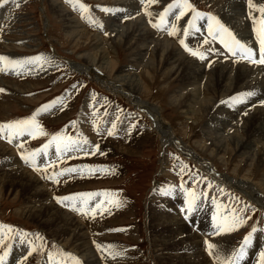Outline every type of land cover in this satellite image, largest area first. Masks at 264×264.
I'll return each instance as SVG.
<instances>
[{"label":"rangeland","instance_id":"374dc122","mask_svg":"<svg viewBox=\"0 0 264 264\" xmlns=\"http://www.w3.org/2000/svg\"><path fill=\"white\" fill-rule=\"evenodd\" d=\"M73 2L75 8L66 0H6L0 4V57L7 58L0 61V89H3L0 91V124L29 118L41 105L64 96L57 106L37 116V122L45 134L17 137L11 143L6 137H0V175L6 177L2 180L4 184L0 185V225L13 228L11 233H7V229L0 230L9 237L0 245V256L9 251V255L4 257V264H20L27 252L28 241L33 238L32 235L22 238L24 232L39 233L47 242L44 253L34 252L25 264H46L49 250L70 253L80 264H191L193 259L184 256L183 251L191 247L190 237L193 234L198 235V243L201 242L197 245L202 248L201 256L213 264V258L209 257L204 244L205 239L218 247L221 237L229 239L228 247L224 249L228 248L230 254L252 227L257 231L245 249L241 262L257 264L259 253L264 251V205L244 195L237 187L226 186L227 183L217 177L243 179L245 183L250 181L252 187L264 193V165L259 160L264 156V140L250 145L256 157L253 163L244 160L237 148L238 141H245L253 128L246 113L258 105L245 96L247 92L234 96L230 93L226 97L219 91L213 92L212 80L216 79V75L212 69L222 62L235 64V69L245 63L254 69L259 77L255 84L264 92V81L261 82L264 79V64L208 53L209 45L198 43V40H202L199 33L196 37L185 38L183 26L190 12L176 22L179 31L175 36H169L166 29L157 31L149 23L150 17L145 12L151 13V18L155 19L172 0H156L154 4H148L147 0L144 4L141 0ZM190 2L199 11L215 15L238 38L248 39L246 44L254 48L258 58V45L251 31L252 22L247 17L246 0ZM253 2L264 4V0ZM81 3L86 6L83 12ZM104 8L112 11L105 13ZM235 17L246 21V32H241L242 28L236 26ZM89 18L93 21L91 24ZM168 19L172 21L174 16L170 15ZM129 28H135L132 34L137 35V39L143 35L145 40L126 44ZM181 38L194 50L205 51L206 60L186 52L178 42ZM211 47L217 49L218 53L223 52L218 42ZM175 48L202 67L200 73L204 80L192 84L181 74L170 72L172 64L165 63L164 55ZM136 51H140V58ZM162 55L164 57L160 59ZM37 56L41 57V62L35 65L30 63ZM94 64L97 70L93 68L89 73L79 69L82 67L86 70ZM98 66L103 67V72L99 71ZM127 75L132 80H138L136 90L138 88L139 91L133 90V97L126 84L117 82ZM103 82L107 85L104 86ZM73 85H76V89H73ZM111 85H116L120 94L110 91ZM207 85L208 89L205 88ZM193 89L199 90L193 93ZM262 95H254V98L264 101ZM232 97L236 98L235 102L230 99ZM136 102L156 108L169 131L174 133L175 141L163 144L152 119L137 108ZM90 104L94 106L90 108ZM218 105L221 107L217 108ZM245 108H248L246 112ZM227 114L233 115L229 121L232 125L224 128L220 123L224 122ZM72 121H77L75 126L71 124ZM93 121H96L99 133L94 129ZM113 121H116L117 127L109 136L107 130ZM58 131H64L73 138H79L77 133L82 134L89 142L83 147L90 154L85 156L83 152H70L68 157L71 158H61L46 171L51 173L63 167L93 166L98 169L94 174L87 171L83 174H65L58 178L57 183H53L21 159L22 152L27 154L40 149L50 139L49 134ZM96 145H99V151H93ZM218 146L224 148L225 152L217 155ZM49 159H55L54 145L49 150ZM197 160L210 167L217 177L207 169L204 171ZM38 162L43 163L44 157L40 156ZM16 171L30 181L39 183L47 201L33 197L26 188L15 184L18 181L14 175ZM182 182L185 187L193 189L202 201L200 210L189 220L180 212L184 200L179 191ZM209 183L212 185L210 188ZM170 186L176 189L174 195L166 194L170 193ZM82 192L100 193V196L92 198L93 202L105 199L103 194L108 193L119 200V206L108 205L110 214L97 213L93 217L90 213L84 215L73 211L55 199L56 196ZM213 197L220 206L219 212H223L225 207L235 209L245 217L246 223L231 233L207 235L211 231L212 215L218 211L212 202ZM245 204L249 207L245 208ZM241 209L244 211L241 212ZM176 219L186 225L188 237L174 232ZM70 227L74 231L69 234L67 229ZM96 243L104 245L105 250L98 251ZM109 245L113 247L108 248ZM116 252L122 254L114 256ZM57 258L61 264L65 260L71 264L68 257Z\"/></svg>","mask_w":264,"mask_h":264},{"label":"snow or ice","instance_id":"6c2138e0","mask_svg":"<svg viewBox=\"0 0 264 264\" xmlns=\"http://www.w3.org/2000/svg\"><path fill=\"white\" fill-rule=\"evenodd\" d=\"M6 0H0V4H4ZM66 2L73 4L75 8V4L73 0H66ZM141 3L144 4L145 0H141ZM148 4L156 3V0H147ZM247 5V17L252 22L251 31L255 35V41L258 45V58L256 56V51L253 47H249L246 42L243 41L242 38H238L237 35L233 33V31L221 22L219 18H217L212 13H204L197 9L194 3L190 2V0H172V2L168 3L166 7H164L163 11L159 13V15L155 18H151V13L145 12L146 15L150 17L149 23L153 28L157 31L167 30V34L169 36H175L179 31L177 27L178 21L181 20L182 17L185 16L186 13L190 12L191 15L187 19L186 24L183 26V36L185 38L196 37V34L199 33L202 37V40H198V43H202L205 45H209L207 48L208 53H214L218 55H224L225 58L228 56L237 57L239 59H245L253 64H264V4H255L253 0H246ZM86 6L84 4H80V8L83 12V9ZM105 13H109L112 10L109 8L102 9ZM255 13H259L256 15ZM174 16V20L170 21L169 16ZM82 18L83 15H82ZM204 21L205 23H201ZM90 24L93 22L91 18L88 21ZM170 24V27H169ZM179 44L184 48L186 52H188L193 57H197L201 60H205L206 53L205 51L194 50L189 44H186L185 39H179ZM191 41H189L190 43ZM219 43L223 49L222 53H218L217 49L211 47L213 43ZM7 59L6 57H0V61H4ZM41 62V57L37 56L31 59L30 63L37 64ZM51 63V61H48ZM211 63V62H209ZM73 89H76V85L72 86ZM3 91V89H0ZM66 92L68 90H65ZM253 92L249 91L245 93L246 97H251ZM64 96H58L48 103H45L38 108L31 117L22 119V120H14L11 122L0 124V137H6L8 142L11 143L14 138L17 137H36L37 135L45 134V130L43 127L37 122V116L43 112L50 111L54 106H57L58 102L63 101ZM233 102L236 101L235 97L230 98ZM93 101H95V97H93ZM264 104V101H261ZM94 105L90 104L89 107H93ZM106 114V113H105ZM93 115H96L93 112ZM119 119V117H117ZM77 121H72L71 124L75 126ZM94 129L99 133V129L96 128V121H93ZM117 124L116 121L112 122L111 128L107 130V134L109 136L113 135L114 130L116 129ZM135 127V125H132ZM131 131V129L129 130ZM50 139L47 143L43 144L40 149H37L30 153H21V159L28 165H30L33 170L40 172L42 176H45L47 179L51 180L53 183L58 182V178L72 173H80L83 174L87 171L89 174H94L98 169L93 166H82L80 168L77 167H63L59 170H53L51 173H48L46 170L56 161L61 158H71L68 157V153L74 152L79 153L83 152L85 156L90 153L86 151L83 145L88 144V140L86 137H82V134L77 133L79 138H73L67 136L64 131H58L56 133L49 134ZM54 145L55 159H49V150ZM19 147H23V145H18ZM93 151H99V145H96ZM44 157V162L39 163V157ZM178 159V158H177ZM185 167H187L185 165ZM102 170V169H101ZM183 171V168L181 169ZM199 179H203L200 177ZM211 183L208 184L210 188ZM176 189L170 186V193H166L168 195H174ZM180 193L183 194L184 200L182 202V206L180 208V212L184 214V218L186 220L192 219L193 214L196 211L200 210V204L202 203L200 196L194 192L193 189L185 187L182 182L179 187ZM221 191H223L221 189ZM100 193H92V192H82V193H73L70 195L56 196L55 199L58 203H61L67 207H69L73 211H77L81 214L87 215L91 214L93 217L97 215V213L103 215L104 212L111 213V208L108 205L119 206V200L114 199L108 193H104L103 195L106 197L105 199L96 200L93 202V197L100 196ZM205 198L207 194H203ZM238 199V198H237ZM213 204L217 207L218 211L214 212L211 218V231L207 233V235L216 236L219 234L231 233L237 229L244 223H246L245 217L241 216L235 209H231L225 207L223 212H219L220 206L216 204V199L213 197ZM245 208L249 206L245 204ZM255 210V209H253ZM241 212L244 209L240 210ZM7 229V233H11L13 231L12 226L10 225H0V230ZM111 231H123V229H111ZM257 231L255 227H252V230L243 237V240L239 243V246L231 251L230 254L225 255L224 252L218 247V245L214 242L205 239L204 244L206 249L208 250L209 256L213 258V264H241L245 256V249L248 247L250 241L253 238V234ZM32 235V239L28 241L27 252L23 255L20 264H25L27 262L28 257L31 256L34 252L37 254H43L45 250L46 241L44 237L39 234H30L24 232L22 234L23 237H28ZM0 236H3L0 239V245H3L5 240L8 239V235L0 232ZM10 245L8 248L10 249ZM108 248L113 246L109 245ZM55 248V245L52 246ZM96 248L98 251L103 252L105 250V246L96 243ZM122 253L116 252L113 255H121ZM9 255V251L6 250L2 256H0V264H4V257ZM58 256H65L71 260V264H80L79 260L72 256L70 253L65 252H54L53 250H49L47 252V261L46 264H61V261L57 258ZM63 264H68V260H65ZM257 264H264V251H261L258 255Z\"/></svg>","mask_w":264,"mask_h":264},{"label":"bare ground","instance_id":"6f19581e","mask_svg":"<svg viewBox=\"0 0 264 264\" xmlns=\"http://www.w3.org/2000/svg\"><path fill=\"white\" fill-rule=\"evenodd\" d=\"M226 1V0H225ZM228 3V0L227 2ZM231 2H229L230 4ZM239 7V6H238ZM62 8V7H61ZM66 12V11H65ZM234 14V13H233ZM224 16V15H223ZM232 16V15H231ZM237 16V15H236ZM228 17V16H227ZM226 17V18H227ZM233 18V17H232ZM236 18V17H235ZM229 19L230 16H229ZM235 20V19H234ZM67 21V20H66ZM71 22V21H70ZM231 22V21H230ZM234 22V21H233ZM249 22V21H248ZM134 24V23H133ZM234 24V23H233ZM233 26V25H232ZM236 26L237 27H240L242 28L241 29V32H246L245 31V26H246V21H242L240 18H236ZM138 28V27H137ZM244 28V29H243ZM247 28V27H246ZM139 29V28H138ZM137 29V30H138ZM239 29V28H237ZM128 32L126 34V44L130 45V43L132 41H137L140 40L142 41L144 39V36L141 35V37L139 39H137V35L135 34H132V32L135 30V28H132L130 30L127 29ZM144 30V29H143ZM239 31V30H238ZM138 32V31H136ZM142 32V31H141ZM145 32V31H144ZM149 33V32H148ZM130 34V35H129ZM140 34V33H139ZM138 34V35H139ZM146 34V33H145ZM150 34V33H149ZM240 35V34H239ZM146 36V35H145ZM242 36V35H241ZM240 36V37H241ZM245 37V36H244ZM243 37V38H244ZM122 38V37H121ZM146 38V37H145ZM148 38V37H147ZM156 39V38H154ZM153 39V40H154ZM246 39V38H244ZM245 42H247L248 39L244 40ZM251 39V38H250ZM124 40V39H123ZM145 40V39H144ZM150 41V40H149ZM164 42V41H163ZM136 43V42H135ZM141 44V43H140ZM163 46V45H162ZM158 47V46H157ZM161 47V46H160ZM165 48V47H164ZM155 51V50H154ZM219 51V50H218ZM222 51V50H221ZM140 51H136V55L138 56V58H140V55H139ZM155 53V52H154ZM153 53V54H154ZM165 53V52H164ZM173 53H175V56H173ZM155 56V54H154ZM165 56V57H164ZM162 55L160 56L159 58L160 59H163L164 57V60H165V63L166 64H172L170 67L171 68V71L169 69L170 72H173L175 74H181V76H184L188 79H190L191 81L188 80L189 83H192V84H198V81L200 80H204L203 78V75H201L200 71H202V67L199 66V64L196 63V61H194L193 59L191 58H188L186 57L179 49L175 48L173 49L172 51H170L167 55ZM136 57V56H135ZM155 58V57H154ZM225 59V58H224ZM206 60V59H205ZM105 61V60H104ZM138 61V60H137ZM107 62V61H105ZM109 62V61H108ZM107 62V63H108ZM220 63V62H219ZM105 64V63H104ZM104 64L102 65L104 67ZM204 64V62H203ZM201 64V65H203ZM245 64V63H244ZM244 64H239L240 66L235 69L234 68V65H229L227 62L226 63H220L219 67L218 65L214 66L213 69H212V72L216 75V79L213 78V86H214V91H219V93H221V95H224L226 94L224 97L233 94L234 95H238V94H241L243 95L245 92H253V96L250 97V99L254 100V104L258 105L257 107L255 106V108H251L247 113H246V116L247 118L250 119V122H251V125L253 126V128L250 129V132H249V135L247 136V138L245 139V141H242V142H239L238 141V144L239 146L237 145V148L239 149V151L241 152V157L246 160V161H254V158L255 155H254V152H252V149H251V144L254 142L255 143H260L261 140H264V105L261 103L262 100H257L255 99L254 95H262L264 92L262 91L261 87L257 84H255V80H259V77L257 76V74L255 73L254 69L253 68H250V67H247L246 65ZM106 65H109V64H106ZM237 66V65H236ZM96 65H89L88 68H86V70H84L82 67L79 68L80 70H83L85 71L86 73L90 72V71H93V68L95 70H97L96 68ZM103 67L101 66H98L97 68L99 69V71H102L103 72ZM107 67V66H106ZM110 67V66H108ZM207 67V66H206ZM247 67V68H245ZM252 67V66H251ZM75 68H78V66H75ZM85 68V67H84ZM205 68V67H204ZM101 69V70H100ZM156 69V68H155ZM206 69V68H205ZM78 71V70H76ZM106 71V70H105ZM101 72V73H102ZM212 73V74H213ZM214 75V76H215ZM123 76V75H122ZM206 76V75H205ZM209 76V75H208ZM260 76V75H259ZM262 76V75H261ZM260 76V77H261ZM125 77V76H124ZM209 78V77H208ZM120 79V78H119ZM185 81H187L186 79H183ZM261 81V80H260ZM264 79H262V83H263ZM117 82H122L124 85L126 84L127 87H128V90L131 91L130 93V96L133 97V95L135 94L133 92L136 91L138 93V88L136 90V87L139 86L138 85V80H132L130 77L128 78V75L127 77H125L124 79H121L120 81L117 80ZM230 82V83H229ZM102 83V82H101ZM100 83V84H101ZM104 86H106L107 84L105 82H103ZM187 83V82H185ZM200 83V82H199ZM210 83V82H209ZM261 83V84H262ZM200 85V84H199ZM205 86V85H204ZM117 86L116 85H111V87L109 88L110 91H115L114 93L116 94H120V90L119 88H116ZM196 88V87H195ZM208 89V85L207 87H205ZM211 88V87H210ZM209 88V89H210ZM125 89V88H124ZM140 89V87H139ZM143 90V89H142ZM141 90V91H142ZM199 89H193L192 92H198ZM133 92V94H132ZM188 92V91H187ZM113 93V94H114ZM114 94V95H116ZM199 94V93H198ZM194 95V94H193ZM264 96V95H262ZM216 97V96H215ZM230 97V96H229ZM241 97V96H240ZM260 97V96H259ZM243 98V97H242ZM246 98V97H245ZM222 100V99H221ZM217 102V101H215ZM214 102V103H215ZM137 103V102H136ZM260 104H262L260 106ZM137 108L143 110V112L146 114L147 117H149L150 119H152V122L155 126V130L157 131L156 133H158L160 136H161V140L163 142V144H169L171 141H175L174 139V133L172 134L171 131H169V128H168V125L165 123L163 117L161 116V113H159V111L152 107L151 105H146L144 103H137ZM190 105H188L189 107ZM253 106V107H254ZM206 107V106H205ZM221 106L218 105L217 108H220ZM244 107V106H243ZM193 108V107H192ZM213 110V109H212ZM211 110V112H212ZM248 110V108H245V112ZM195 111V110H194ZM205 111V110H203ZM225 111V110H224ZM192 112V111H191ZM250 112L253 114L251 115ZM224 114H226L224 112ZM216 115V114H215ZM250 116V117H249ZM230 119V120H229ZM233 119V115L232 114H227L225 116V120L224 122L220 123L221 126H223L224 128H226L228 125H232L231 121ZM219 125V124H218ZM248 125V124H245V126ZM244 129V128H243ZM247 131V130H246ZM216 132V131H215ZM218 133V132H217ZM220 133V132H219ZM215 136V135H214ZM244 136V135H243ZM173 137V138H171ZM217 137V136H216ZM228 137V136H227ZM219 139V138H217ZM228 139V138H227ZM213 140V139H212ZM220 140V139H219ZM226 140V139H225ZM214 141V140H213ZM212 141V142H213ZM237 141V140H236ZM222 142V141H221ZM221 142H219V145H222L220 144ZM215 143H217L215 141ZM227 143V142H225ZM258 143V144H259ZM213 146H215L216 144L212 143ZM227 145V144H226ZM257 145V144H256ZM264 145V144H263ZM260 147V146H259ZM185 148V147H184ZM204 148V147H203ZM253 148V147H252ZM254 148H255V145H254ZM187 149V148H185ZM254 150H257V149H254ZM223 151L225 152V149L218 146V149H217V152L219 155L220 152ZM257 152V151H256ZM256 154V153H255ZM43 157V156H42ZM43 160V159H42ZM261 161V163H263L264 165V156L262 159H259ZM199 162V165L202 167V169L205 171L207 169V171L211 174L212 171L210 170V167L204 165L202 163V161L200 160H197ZM225 163L227 164L228 162L225 161ZM251 163V164H252ZM14 169V168H13ZM21 172V171H20ZM22 173V172H21ZM215 174V173H214ZM14 175L16 176L15 178L18 180V181H15L14 183L15 184H18L20 185L21 187H24L27 189V191L31 192L32 196L35 197V198H41V200L43 202L47 201L46 199H44L45 197V194L44 192L42 191V186L39 185V183H37L35 180H32L30 181L28 178H25L23 174H20L18 171L14 172ZM216 176V174H215ZM217 177V176H216ZM4 179H6V177L4 175H0V185H3L4 182L2 181ZM219 180H222L224 183H227L225 184L226 186H233V187H237L239 190H241L244 195L246 194L247 196H249L251 199H254L255 202H258V203H261L264 205V193L257 187H252L250 184L251 182L250 181H247L245 183V180L243 179H240V180H237L235 178H232V179H229L228 177H217ZM217 179V180H218ZM218 180V181H219ZM10 183V182H9ZM221 183V182H220ZM12 184V183H10ZM223 184V183H222ZM39 185V186H38ZM248 197V198H249ZM252 201V200H251ZM257 204V203H256ZM260 204V205H261ZM50 205V204H49ZM181 206V205H180ZM38 207V206H37ZM258 207V206H257ZM36 210V208H34ZM31 209H29L30 211ZM33 212V211H32ZM56 213V212H55ZM59 213V212H58ZM35 214V213H34ZM64 214V213H63ZM176 216V215H175ZM178 216V215H177ZM181 216V215H180ZM64 217V215H63ZM68 217V216H67ZM163 217V216H162ZM69 219V218H68ZM166 219V218H165ZM168 219V218H167ZM182 220V219H181ZM70 221V220H69ZM184 221V220H183ZM185 222V221H184ZM58 223V222H57ZM66 220H65V224H66ZM166 223V222H165ZM176 225L174 226V232L177 233V234H183L184 237H188V232H187V228H186V225L176 219L175 221ZM71 224L73 225L74 223L71 222ZM80 228V227H79ZM166 229V228H165ZM58 230V229H57ZM68 233H72L74 230L72 227H70V229H67ZM66 234V233H65ZM58 235V234H57ZM76 235V234H75ZM83 236V235H82ZM71 237V236H70ZM230 238V236L228 237ZM68 239V238H67ZM70 239V238H69ZM81 239V238H79ZM186 239V238H185ZM190 239L192 240L191 242V247L190 248H187L183 251V255L186 256V257H189L193 260H191V264H209L208 261L204 260V258L201 256V250L202 248L200 249V247H197L198 244V235H192L190 237ZM84 240V239H83ZM229 239H226L225 237H221L220 239V243H219V248L224 252L225 255H228V248L225 250V246L227 245V242H228ZM71 241V240H70ZM81 241V240H80ZM200 241V240H199ZM82 243V242H81ZM85 243V242H84ZM223 244V245H222ZM223 246V248L221 247ZM228 247V246H226ZM85 249V248H83ZM88 251V250H87ZM82 252V251H80ZM84 253V251H83ZM82 253V254H83ZM88 253V252H87ZM205 257V255H204ZM210 257V256H209ZM207 258V257H206ZM95 264V263H94ZM241 264H250V262H241Z\"/></svg>","mask_w":264,"mask_h":264}]
</instances>
